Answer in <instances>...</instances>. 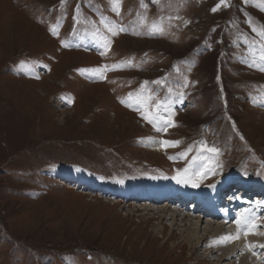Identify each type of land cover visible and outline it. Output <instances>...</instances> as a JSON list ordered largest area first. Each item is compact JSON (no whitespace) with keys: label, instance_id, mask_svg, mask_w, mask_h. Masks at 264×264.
Returning <instances> with one entry per match:
<instances>
[{"label":"rangeland","instance_id":"374dc122","mask_svg":"<svg viewBox=\"0 0 264 264\" xmlns=\"http://www.w3.org/2000/svg\"><path fill=\"white\" fill-rule=\"evenodd\" d=\"M224 186L264 214V0H0V264L264 257L193 210Z\"/></svg>","mask_w":264,"mask_h":264},{"label":"bare ground","instance_id":"6f19581e","mask_svg":"<svg viewBox=\"0 0 264 264\" xmlns=\"http://www.w3.org/2000/svg\"><path fill=\"white\" fill-rule=\"evenodd\" d=\"M64 53L66 55V52H64ZM72 53H75V52H70L67 54H72ZM88 56H90V55H88ZM158 141H156V139H153V138L144 140V142L147 143L150 148L151 147H156V148L159 147V145H161V144ZM162 145H165V144H162ZM150 151H152V150H150ZM143 189L145 190V188H143ZM226 191H228V190H226ZM234 192H237V191L234 190ZM222 193H223V190H222ZM141 194L143 196V199L145 201H148V202H149V200H151L150 202L154 201V202L158 203L161 201L160 199H167L166 196L165 197L157 196V198H156V196H152V195H143L144 192H142ZM228 194L229 193H227V195ZM242 194H243V192H242ZM236 195H237V193H236ZM243 195H246V194H243ZM222 196H223V194H222ZM224 197H226V196L224 195ZM151 198H153V199H151ZM217 201L218 200H217L216 195L213 194V204L207 206V208H208L207 210H209V208H211L213 210V213H211V216H215L218 220H220L223 223V225L218 224L216 226V228H212L214 226L213 222H208V225H207L208 228L206 229L207 226L204 228V229H206V231H209L210 233H212L211 231L214 230V234L217 235L216 238L218 240L228 239L229 242H233L236 239H238L237 242L241 243L243 245L248 244V246H250V244H252L254 246L255 244H263V246H264V237L262 236V234L259 233V231L255 230L256 228H258L261 225L260 224V218L264 219V216L262 215V213L259 212V209H258L259 205L257 204V202H254L253 204L252 203L250 204L248 202H243L241 204H238L237 206H232L231 205L232 202H230V200H229V202H227L228 200H226V199L224 200V199L220 198L219 201L218 202ZM191 202H192V200L189 201L190 207L193 206ZM247 204H248V206H247ZM202 207H203L202 211H204L206 206H201L197 201L195 203V206L193 207V210L200 208L199 212L204 213V212H201ZM240 207H241V209H239ZM240 210L242 211V213H238ZM198 215L199 214H197V216ZM205 215H206V213H204V216ZM184 218H186L187 220L188 219L190 220L189 223L191 224V230L193 229V232H195L197 234L198 225L194 226V223L192 222V221H195V219L197 217L193 216L192 214L186 213V216ZM228 224H229V226H228L229 230L226 229V226ZM262 224H264V223H262ZM198 232H200V230H198ZM199 238L201 239V237H199ZM239 249H241L240 246H239ZM219 250L223 252L224 256H226L225 257L226 259H228V256H230V257L234 256L239 251V250H235L234 246H231L230 249H224L223 247H221ZM247 252H248V250H247ZM255 253L253 255H248L246 257L241 256L242 257L241 264H249L248 259L249 258L251 259V257L254 258L253 264H264V261L262 260V262H260L259 258H258V257H261V254L255 255ZM261 258L263 259L264 257H261Z\"/></svg>","mask_w":264,"mask_h":264},{"label":"trees","instance_id":"16d2710c","mask_svg":"<svg viewBox=\"0 0 264 264\" xmlns=\"http://www.w3.org/2000/svg\"><path fill=\"white\" fill-rule=\"evenodd\" d=\"M88 65H83V68H86Z\"/></svg>","mask_w":264,"mask_h":264}]
</instances>
